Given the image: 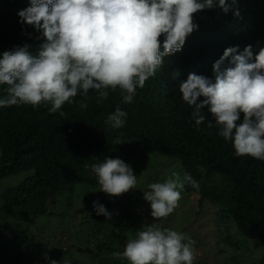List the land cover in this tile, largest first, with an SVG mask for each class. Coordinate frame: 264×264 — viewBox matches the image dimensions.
<instances>
[{"label": "trees", "instance_id": "16d2710c", "mask_svg": "<svg viewBox=\"0 0 264 264\" xmlns=\"http://www.w3.org/2000/svg\"><path fill=\"white\" fill-rule=\"evenodd\" d=\"M228 2L227 13L217 7L197 14L198 29L187 37L182 50L164 58L156 75L137 88L130 103L123 101L117 88L108 89V97L102 100L95 91H90L87 99L77 95L73 103L62 107L64 115L50 112V105L0 107V180L27 173L1 193L0 264H34L33 254L45 260L68 261L62 248H50L36 240L27 222L52 213L58 196L73 192L79 184L99 186L86 165L109 157L127 163L135 155L147 157L151 151L180 160L185 174L199 184L196 188L186 182V191L199 196V207L206 201L215 205L216 214L228 221V232L234 226L254 239L256 247L263 249L260 264H264V161L237 156L233 143L218 135L219 128L207 107L204 123L197 126L192 107L179 91L191 73L214 79L213 65L226 48L238 46L242 52L251 45L254 55L264 48V0ZM29 6L31 0H0V58L4 51L25 43L37 54L39 33L22 24L18 15ZM237 9L239 16L235 15ZM6 87L0 85V98L6 95ZM82 101L87 103L86 109L79 106ZM117 106L127 117L124 127L113 129L106 120ZM117 138L124 143L116 145ZM94 219L98 228L112 226L110 235L121 241L124 250L128 227L124 218L113 213L106 219L95 212ZM230 235L225 240L238 246L240 242ZM97 248L96 253L105 248L112 255L119 251L107 243H99Z\"/></svg>", "mask_w": 264, "mask_h": 264}, {"label": "clouds", "instance_id": "9594fccd", "mask_svg": "<svg viewBox=\"0 0 264 264\" xmlns=\"http://www.w3.org/2000/svg\"><path fill=\"white\" fill-rule=\"evenodd\" d=\"M217 7L227 13L231 5L228 0H31L18 15L22 24L39 33L38 51L33 55V46L25 43L2 53L0 85L7 87L0 107L50 105V112L64 115L62 107L77 95L87 99L95 91L102 100L108 89L117 88L123 101L130 103L164 58L182 50L198 29L197 14ZM239 14L237 9L235 15ZM213 73L214 79L191 73L179 85L184 102L193 109L192 119L197 126L204 123L207 107L218 135L233 143L237 156L264 161V48L255 55L251 45L242 52L238 46L226 48ZM79 106L88 107L83 101ZM126 117L127 112L117 106L106 123L120 129ZM114 143L124 142L117 138ZM85 167L91 168L100 191L109 196H121L137 186L133 168L120 158ZM186 182L199 188L190 175L182 179L175 171L164 182L148 185L150 190L143 193L154 221L166 219L179 207ZM93 207L97 215L113 216L98 201ZM194 244L185 233L154 222L113 256L130 264H194Z\"/></svg>", "mask_w": 264, "mask_h": 264}, {"label": "rangeland", "instance_id": "374dc122", "mask_svg": "<svg viewBox=\"0 0 264 264\" xmlns=\"http://www.w3.org/2000/svg\"><path fill=\"white\" fill-rule=\"evenodd\" d=\"M127 163L137 176L135 189L121 196H109L100 191V186L79 184L73 192L67 191L58 196L59 203L52 208V213L27 222L36 240L50 248H62L66 251L68 261H55L59 264L129 263L126 258L116 262L107 248L102 253H96L99 243H107L123 251L121 241L110 235L112 226L103 225L98 228L95 224L93 201H98L109 211L124 218L128 225L125 231L127 240L134 237L137 231L156 222L163 227L185 233L195 241L194 264H260L263 249L256 247L254 239L245 237L230 221L229 224L233 227L228 232L225 225L227 219H221L216 214V206L206 201L199 207V196L188 193L186 187L182 190L179 207L166 219L153 220L150 203L144 199L143 192L150 190L148 185L151 183L164 182L174 171L179 172L183 179L185 169L180 160L151 151L147 157L137 154ZM26 175L23 172L0 180V202L2 191L17 185ZM198 208L202 211L200 215H196L200 210ZM229 233L240 242L238 246L225 240ZM235 239L233 240L236 241ZM86 250H93L95 254L92 255ZM33 258L34 264H50V260L35 254Z\"/></svg>", "mask_w": 264, "mask_h": 264}]
</instances>
